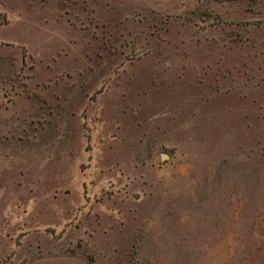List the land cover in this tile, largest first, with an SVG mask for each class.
I'll return each instance as SVG.
<instances>
[{
  "label": "rangeland",
  "instance_id": "1",
  "mask_svg": "<svg viewBox=\"0 0 264 264\" xmlns=\"http://www.w3.org/2000/svg\"><path fill=\"white\" fill-rule=\"evenodd\" d=\"M0 45V264H264V0H0Z\"/></svg>",
  "mask_w": 264,
  "mask_h": 264
},
{
  "label": "crops",
  "instance_id": "2",
  "mask_svg": "<svg viewBox=\"0 0 264 264\" xmlns=\"http://www.w3.org/2000/svg\"><path fill=\"white\" fill-rule=\"evenodd\" d=\"M16 46L18 47V45ZM1 48L4 49V46ZM11 48H13V46H6V49L4 50H10ZM27 264H89V262L86 258H84V256L79 254H52L43 252L42 255L37 258L30 259Z\"/></svg>",
  "mask_w": 264,
  "mask_h": 264
},
{
  "label": "water",
  "instance_id": "3",
  "mask_svg": "<svg viewBox=\"0 0 264 264\" xmlns=\"http://www.w3.org/2000/svg\"><path fill=\"white\" fill-rule=\"evenodd\" d=\"M162 160L165 161L166 159L169 158V155L168 154H162Z\"/></svg>",
  "mask_w": 264,
  "mask_h": 264
}]
</instances>
